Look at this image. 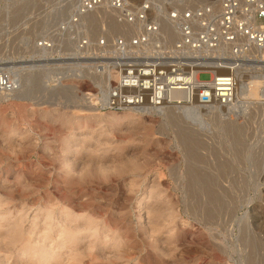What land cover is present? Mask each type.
<instances>
[{
    "label": "rangeland",
    "instance_id": "1",
    "mask_svg": "<svg viewBox=\"0 0 264 264\" xmlns=\"http://www.w3.org/2000/svg\"><path fill=\"white\" fill-rule=\"evenodd\" d=\"M79 1L0 0V264H264V92L190 129L93 109L121 33Z\"/></svg>",
    "mask_w": 264,
    "mask_h": 264
},
{
    "label": "built area",
    "instance_id": "2",
    "mask_svg": "<svg viewBox=\"0 0 264 264\" xmlns=\"http://www.w3.org/2000/svg\"><path fill=\"white\" fill-rule=\"evenodd\" d=\"M99 10L113 13L133 33L98 39L105 52L102 76L113 70L117 77L84 94L93 109L228 108L237 100L243 74L264 63V0H80L72 23ZM203 72L212 77L201 79ZM9 83L2 81L3 87Z\"/></svg>",
    "mask_w": 264,
    "mask_h": 264
},
{
    "label": "bare ground",
    "instance_id": "3",
    "mask_svg": "<svg viewBox=\"0 0 264 264\" xmlns=\"http://www.w3.org/2000/svg\"><path fill=\"white\" fill-rule=\"evenodd\" d=\"M197 2L203 3L205 1L204 0H197ZM98 12L102 13V14H105V13L108 14L109 13L106 10H99V11H95L93 13H98ZM108 17L109 18H107V19H109V21H108L109 22V28L107 27V29H106L107 34L111 35L113 33L118 34V33H123V32L130 33L129 31L132 32L133 27L126 25L125 23L122 24V23L118 22L117 19L114 17L113 13L109 14ZM93 19L94 18L92 15L84 16L82 19V25H80V28L82 30H83V28H91L90 25L92 24V21H94ZM83 31H85V30H83ZM100 31H101V27H100ZM113 35H115V34H113ZM167 36H168L169 41H173L175 38V34L169 29H167ZM249 74H250V77H249L250 81H247L248 78H245L244 76L241 77V80L237 86V100L232 106L228 107V112L235 110V109H238V108L243 109L244 108L243 107L244 102H248L247 98L253 97V96L256 98L259 96V91L264 92V66H262L259 70L252 71ZM12 75H15V74H12ZM111 76H112V72L110 70H107L105 77H101L100 79L98 78L97 80L99 83L104 84ZM8 81L10 82L9 87L5 86V87H3V89H8L7 92L12 91V90H13L12 92H15L19 87L17 88L15 84H12L10 75L8 77ZM243 81H245V83H243ZM261 95H263V94H261ZM161 113L165 114L166 118L171 123L176 124L178 126H181L182 128L184 127L185 129H190L194 125L196 127L197 126L198 127L199 126L200 127H206L207 125H210V123H211L208 121V119L206 117H204V115L201 113V111L194 106H188V105H178V106H174V107L167 106L161 110ZM220 113H222L221 108H212V109L207 110V115H211V117H220L219 116ZM191 115L194 116V118L196 120H194V118L191 117ZM190 117L193 118V120ZM229 122H230V120H229ZM225 123H227V122H225ZM228 123H227V125H228Z\"/></svg>",
    "mask_w": 264,
    "mask_h": 264
}]
</instances>
